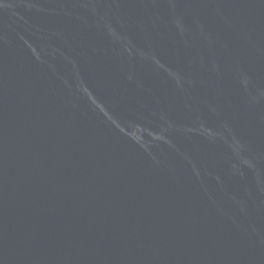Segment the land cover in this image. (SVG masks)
Here are the masks:
<instances>
[{
	"label": "water",
	"instance_id": "water-1",
	"mask_svg": "<svg viewBox=\"0 0 264 264\" xmlns=\"http://www.w3.org/2000/svg\"><path fill=\"white\" fill-rule=\"evenodd\" d=\"M0 264H264V0H0Z\"/></svg>",
	"mask_w": 264,
	"mask_h": 264
}]
</instances>
